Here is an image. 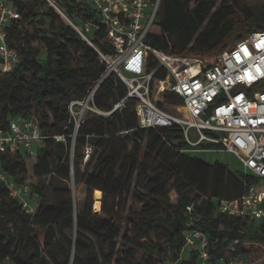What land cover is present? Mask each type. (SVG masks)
Instances as JSON below:
<instances>
[{"label":"trees","instance_id":"1","mask_svg":"<svg viewBox=\"0 0 264 264\" xmlns=\"http://www.w3.org/2000/svg\"><path fill=\"white\" fill-rule=\"evenodd\" d=\"M10 1L20 18L6 27V42L20 60L0 72V127L11 116L32 118L45 138L31 174L25 151L0 153L2 170L16 183L28 182L36 204L33 214L24 212L0 182V262L195 264V254L184 251V233L196 227L208 236L211 260L239 253L248 264H264V220L227 216L217 211L216 203L240 197L255 178L181 151L176 125L140 127L134 98L108 115L88 111L72 146L68 103L84 99L105 72L97 52L111 50L104 30L91 34V45L69 23L97 21L86 1ZM255 30H264V13L241 0H161L146 41L166 55L210 62L230 38L240 40ZM157 65L149 56L148 70ZM166 74L159 68L154 80ZM126 92L125 84L110 73L99 83L92 104L110 111ZM86 145L93 151L83 163ZM77 147H82L79 156L70 159L68 151ZM79 167L85 168L80 182L86 192L82 208L75 209L72 191L48 187L46 177L67 181ZM95 189L98 211L92 210ZM48 190L53 202L47 199ZM130 194L138 205L127 204Z\"/></svg>","mask_w":264,"mask_h":264},{"label":"built area","instance_id":"2","mask_svg":"<svg viewBox=\"0 0 264 264\" xmlns=\"http://www.w3.org/2000/svg\"><path fill=\"white\" fill-rule=\"evenodd\" d=\"M79 1L92 6L97 21L86 19L75 24L68 20L69 23L91 45L89 37L102 28L111 50L107 53L97 50L105 63L102 78L84 99L68 103L74 123L72 146L86 111L108 115L122 106L125 99L134 98L139 126L176 125L183 141L181 151L196 156L232 154L256 183L236 199L217 200V211L230 217L264 220V30L247 33L209 62L186 55H166L147 43L161 0ZM19 18L10 0H0V72H8L20 60L18 52L6 42V27ZM150 52L158 65L148 70ZM159 68H165L167 74L163 79L154 80ZM110 73L125 84L127 92L110 111L102 112L92 104L93 95L101 80ZM165 98L176 102V112L158 103ZM44 138L32 118L11 116L7 125L0 127V153L22 150L29 158L35 157ZM54 138L64 140L62 135ZM92 151L91 145L84 147L83 163ZM0 182L24 212H35L28 182L16 183L1 167ZM186 210L190 212L191 206ZM184 239V251L195 254V264H248L239 253L211 260L208 236L196 227L187 230ZM0 264L13 263L2 261Z\"/></svg>","mask_w":264,"mask_h":264},{"label":"rangeland","instance_id":"3","mask_svg":"<svg viewBox=\"0 0 264 264\" xmlns=\"http://www.w3.org/2000/svg\"><path fill=\"white\" fill-rule=\"evenodd\" d=\"M214 1L217 4L221 0H214ZM241 1L246 2L254 12L264 13V0H241ZM246 34H247V32H246ZM236 41H237L236 39L230 38L228 41L227 47L232 46L233 44H235ZM41 52H42V50H41ZM149 56H150L152 61L154 59H156L155 55L152 52L149 53ZM169 100H167L166 98L162 100L163 101V107L168 109L169 111L176 112L177 111L175 109V105H176L175 103L176 102H173V100H171V99H169ZM101 111L105 112L103 110H101ZM87 113L88 112L86 111V114ZM81 150H82V147H77L75 149L73 148L72 150H69L68 155H69L70 159H72V158L75 159L76 157H78ZM198 157H200V158H202L208 162H211V163L215 162V161L223 162V163L227 164L232 170L241 171V172L243 171V166L239 163V161L232 154H228V153L210 154L207 156L198 155ZM35 159H36L35 157H30V158L25 159V166H26L28 174L32 173V165L35 163ZM75 167H76V170H78L77 159H76ZM76 170L74 173L71 174L70 178L67 181H62L61 179L57 178L54 175H48L46 177V184L50 188L53 186H59V185L68 187L73 193L75 209H81L83 206L84 198H85L86 186L82 182H80V180H81V176H82V173L84 172L85 168L79 167V171H76ZM46 194H47L46 195L47 199H49L50 202H53V196L51 195V192L48 190ZM98 195H99V191L96 189L93 190V200H94V202L92 204V210L93 211H98L100 209V202L98 199ZM171 197L172 198L174 197V195L172 193H171ZM101 198H102V192H101ZM126 202H127V204L132 203V204L138 205L137 201H134L132 199L131 194L129 195ZM123 230H124V228L122 227L120 236L123 233ZM120 236H119V238H120Z\"/></svg>","mask_w":264,"mask_h":264},{"label":"crops","instance_id":"4","mask_svg":"<svg viewBox=\"0 0 264 264\" xmlns=\"http://www.w3.org/2000/svg\"><path fill=\"white\" fill-rule=\"evenodd\" d=\"M33 166H34V164L32 165V169H33Z\"/></svg>","mask_w":264,"mask_h":264}]
</instances>
